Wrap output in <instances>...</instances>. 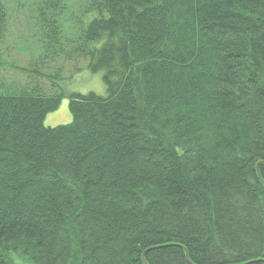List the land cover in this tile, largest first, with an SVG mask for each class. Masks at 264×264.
<instances>
[{
  "label": "trees",
  "instance_id": "1",
  "mask_svg": "<svg viewBox=\"0 0 264 264\" xmlns=\"http://www.w3.org/2000/svg\"><path fill=\"white\" fill-rule=\"evenodd\" d=\"M25 1L27 66L0 70V264H264V0ZM78 62L106 97L57 90ZM64 97L71 123L46 127Z\"/></svg>",
  "mask_w": 264,
  "mask_h": 264
},
{
  "label": "rangeland",
  "instance_id": "2",
  "mask_svg": "<svg viewBox=\"0 0 264 264\" xmlns=\"http://www.w3.org/2000/svg\"><path fill=\"white\" fill-rule=\"evenodd\" d=\"M16 1H18V4L24 5L25 7L23 9L20 8V10H17L16 8L19 7L16 5ZM9 7L10 21L8 25V32L4 37L5 46L2 49L4 51L7 47L9 51L6 50L7 52H4L5 54H3V51H1L3 54L1 60L3 59L8 64L0 68V70H2L6 75L11 64L13 65L18 63L19 66H27V55L21 53V49H19V47L22 48V41H24V39L28 37V35L30 36L32 33L30 30H28V26L31 25L28 3L25 0H12V3L9 5ZM27 9L28 11H26ZM70 66L71 63L63 64V78H61V81L58 83V91L63 93L65 92V94L79 93L86 95L87 93H94L101 97L107 96L106 88L102 82L101 73L92 74L82 62H78L77 67L74 65L72 67L73 69ZM11 73H13L12 76L15 79H19L17 81L21 80V74L19 75L18 73L14 72ZM61 101L62 102L59 108L54 111V113L47 115L45 118L44 123L46 127L55 128L56 126H62L71 123L72 116L70 111H68V98L64 97ZM7 261L8 264H32L28 262V260L25 259L20 253L8 254Z\"/></svg>",
  "mask_w": 264,
  "mask_h": 264
}]
</instances>
